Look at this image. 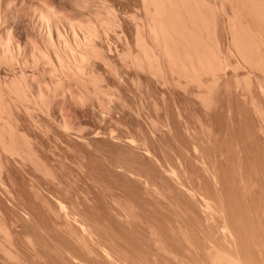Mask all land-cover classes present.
Listing matches in <instances>:
<instances>
[{
  "label": "rangeland",
  "instance_id": "rangeland-1",
  "mask_svg": "<svg viewBox=\"0 0 264 264\" xmlns=\"http://www.w3.org/2000/svg\"><path fill=\"white\" fill-rule=\"evenodd\" d=\"M73 1L1 0L23 45L40 46L43 5L79 22L104 5L114 22L93 66L102 93L72 83L82 101L12 110L0 264H264V0H172L158 39L143 0ZM142 45L152 69L134 63Z\"/></svg>",
  "mask_w": 264,
  "mask_h": 264
},
{
  "label": "bare ground",
  "instance_id": "bare-ground-1",
  "mask_svg": "<svg viewBox=\"0 0 264 264\" xmlns=\"http://www.w3.org/2000/svg\"><path fill=\"white\" fill-rule=\"evenodd\" d=\"M95 1L97 3V0H74L73 6L85 10L94 5ZM178 2L182 4L184 0ZM143 3L145 9L151 13L153 24L148 26L151 36L154 39L166 38L167 28L171 26L168 19H171L169 15L172 14L170 7L174 5L173 1L143 0ZM103 8L105 17L98 14L96 18L85 22L70 19L60 12L61 10L58 11L52 6L43 5L36 8L31 24L40 46H36L30 40L23 45L16 40L14 36L16 28L14 29L15 26L12 25L20 23L18 17L21 16L17 14L19 10L16 13L9 5L3 6L0 0V148L10 150L5 135L14 134L10 125L14 107H24L30 111L32 106L46 107L58 98L82 101L83 96L71 90L72 83L80 87L91 85L96 95L103 92L93 66L95 67L97 60L105 56L101 48L104 49V45L100 46L102 44L99 41L104 38L107 25L114 22L112 9L104 5ZM161 53L162 58L170 57L165 48L161 49ZM154 60L150 47L142 45L140 58H136L134 63L152 69ZM16 66L21 68L20 75H15L11 81H7L1 74L3 67L6 70L14 69ZM28 68L39 72L45 81H39L43 78L38 79L35 74L29 75ZM56 104L60 106L59 103ZM61 106L60 109L63 108ZM64 127L68 128L67 124ZM213 264L241 263L233 256L220 254L213 260Z\"/></svg>",
  "mask_w": 264,
  "mask_h": 264
}]
</instances>
